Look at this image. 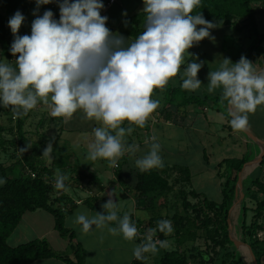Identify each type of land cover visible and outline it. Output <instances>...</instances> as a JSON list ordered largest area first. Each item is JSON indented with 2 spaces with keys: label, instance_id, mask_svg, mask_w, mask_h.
I'll return each instance as SVG.
<instances>
[{
  "label": "clouds",
  "instance_id": "9594fccd",
  "mask_svg": "<svg viewBox=\"0 0 264 264\" xmlns=\"http://www.w3.org/2000/svg\"><path fill=\"white\" fill-rule=\"evenodd\" d=\"M52 3L59 8V19L51 10L39 14L41 6ZM200 3L143 0L144 30L127 44V38L106 26L108 17L101 15L103 0H35L30 34H18L26 19L19 10L8 21L14 37L9 51L15 57V67L0 57V107L11 108L14 116L26 115L38 102L50 107L52 117H70L83 110L88 119L102 124L93 130L95 141L89 145L88 159H107L115 166L125 152L139 150L138 145L125 147L123 137L133 129L122 127L123 122L145 126L159 107V100L152 99L153 91L181 72L185 54L191 55L188 50L209 38L210 30L217 26L202 13L192 14ZM196 59L183 68L182 89L195 91L202 85L197 74L204 64ZM207 79L209 93L222 89L231 128L246 130L248 114L264 104V71H256L244 56L235 63L225 58ZM51 147L49 144L43 154H49ZM159 151L160 145L153 143L148 154L135 161L136 167L142 172L162 167ZM66 180L58 174L54 187L64 190ZM5 183L0 177V186ZM102 208L103 213L92 217L77 215L75 223L82 226L83 233L118 221L117 227L108 229L110 233L119 232L129 241L137 237V226L130 217L118 216L117 202L109 198ZM157 223L161 231H172L171 221ZM144 239L133 249L136 259L157 250L151 235Z\"/></svg>",
  "mask_w": 264,
  "mask_h": 264
},
{
  "label": "rangeland",
  "instance_id": "374dc122",
  "mask_svg": "<svg viewBox=\"0 0 264 264\" xmlns=\"http://www.w3.org/2000/svg\"><path fill=\"white\" fill-rule=\"evenodd\" d=\"M8 1L9 0H0V15L6 18L7 23L10 19V15L7 13V8L5 7V5L8 4ZM137 2V0H122L123 13H126V15L128 14L127 17L132 15L135 16L144 12V4L142 3L137 6ZM41 7L42 8H39V10H42L47 6L44 5V7ZM30 8L27 16L24 13V16L27 18L25 19V24L21 26L18 33L21 36L24 35L25 28H29L27 34H30L31 31V23L35 18L33 16V11L36 9V5L35 7L32 6ZM251 8L254 9L255 12V20L259 34L263 37L260 49L258 47V42L256 43L254 40L255 36L250 37L248 30L244 29L240 32L235 29L240 28L243 23L234 21L235 27L231 25L228 28L215 27L211 29V35L209 38H205L197 44H194L193 47L188 50L191 55H188L187 53L185 54V65L190 60L194 61L195 58H198L196 59V62H203L204 64L197 74V78L202 83L200 89L195 90L197 93L201 95L209 94L211 96L222 94V89L220 88L211 93L207 91L209 82L207 77L210 71L218 70L220 63L225 58L230 59L235 63L239 61L241 56H244L254 64L256 71H264V0H252ZM47 10H49V7H47ZM24 11H26V9ZM131 11L136 13L130 15ZM11 12L13 11L11 10ZM117 33L123 35L122 29ZM124 37L127 38V44L134 41L132 38ZM0 57H2L1 52ZM9 63L15 67V61H9ZM185 65H182L181 67V77ZM167 84L176 86L179 84V79L173 77ZM156 90L157 89L154 90L155 93H157ZM163 91L164 89L161 91V94H163ZM160 97L162 96L159 95L158 98ZM152 99H154V97H152ZM209 105L213 106L212 104ZM161 108V105H159L156 110ZM219 108H221V106H219ZM8 109L9 108L0 107V126L4 125V128H7V130L5 129L0 133L1 141H5L6 144L5 149L0 152V163L5 166L7 175L10 178H13L21 172L23 165L19 163L17 159V146L11 144L17 139V133L14 127L16 124V116L10 111L12 115L9 119V116L5 115V112H3ZM217 110V108L214 109L209 107V109H206V111L203 112V110L196 107H189L188 114L185 118L182 119L180 116L174 115L170 122H166L159 113L154 111L143 128H135L133 127V124H129L128 127H132L133 131L138 129L140 132H143L144 135H146V133L148 134V132L152 133L144 140L143 144L151 141H154L153 143H158L160 145L159 155L163 163H166L169 166L172 164L187 166L190 171V182H185L183 180L184 176L177 170L169 172L167 180L171 186V190L163 195H159L154 209L153 207L150 209H144L148 206L150 199H140L139 201L133 193L126 191L125 187H121L119 180L116 178L119 170L127 173L126 170L128 168H133L132 166L135 165L136 161L135 157L139 159L140 155L148 154L153 143H150L146 147L135 151L132 155L127 156L129 164L132 165L128 168L127 165L122 163L124 162V160L121 159L122 156L117 158L115 166H112L107 159H97L92 161L88 159L89 145L94 143L95 137L93 130L97 127H101V122L94 119H88L83 110L76 111L70 117H52L50 114V107L43 102H38L37 106L32 110H29L26 115H21L25 118L22 131L25 132L24 137L27 139V148H29L30 151L35 149V156L40 159L42 162L41 164H43L44 167L49 168L54 183L58 174L67 177L64 190H57L53 187V198L57 197L58 193H61L64 197L66 196L75 202V200L78 199L81 201L87 197L94 196L97 199L95 205L99 208V212L105 211L102 208V205L111 198L114 202H117V213L119 217L122 218L124 215H128L129 217L133 216L130 217V219L136 218L146 224V221L150 218L161 217L164 220L171 221L168 218L171 214L183 216L184 211L182 210L181 205L182 198L179 196L181 192H185V194L192 191L202 192L209 199L219 201L223 180L216 178V170L213 168V165L220 162L223 158H240L241 156L247 158L248 162L240 172L244 187L248 186L250 181L256 177L264 176V156L260 162V166V163H251L258 160L264 150V145L261 144L264 143V104L258 106L254 113L248 114L249 125L245 130L251 134L257 142L246 135L244 130L229 132L227 127L230 126V124L229 121L225 119V113L226 110L228 113V107L226 110H221V112H218ZM195 120L197 122L193 127L192 123ZM198 123L200 124L197 125ZM9 127L12 128L13 131H10L8 129ZM133 131L131 134L126 133L123 137V142L126 148L130 137H134ZM153 137H155V140H153ZM42 138L46 139L47 143H42ZM134 140L136 141V138ZM49 144L52 146L50 153L44 155L43 153ZM204 153L208 158V164L203 162ZM123 156H126V152ZM60 157L61 160L64 161V165H61ZM141 157L144 156L142 155ZM72 169H76L78 174H73ZM91 175L97 177L101 184L102 191L97 190L98 186L93 185L90 181ZM129 184L130 182L126 185ZM260 198V196H255L252 199L248 196L244 201L245 206L252 211L255 206V201ZM80 201L78 202L81 203ZM200 201L201 199L196 200L191 195H187V202L191 206L197 205ZM246 212L245 221L248 224L252 213L250 211ZM81 213H85L89 217H92L95 216L97 212L90 210L88 206L83 203L72 209L70 214H65L64 226L67 227L71 224L74 225V237L76 236L83 239V244L91 250H93L92 247L95 246L96 239L100 240L98 241L99 244L113 240L109 236L111 234H107L109 233L108 229L110 227H117L118 221L117 224L116 222L109 223L107 227L96 228L93 226L92 230L88 233H83L81 231L82 226L75 223L77 215ZM229 220L231 223L230 237L243 243L240 236L241 230L239 229L243 217L242 213H240L239 204H235L229 212ZM260 221L264 226V219ZM23 222L25 230H27V228L31 230V227H33L32 230L35 233L46 231L47 228L52 230L54 224L51 215L42 211L36 212L35 214H27V217ZM144 224L140 227L144 228ZM91 231L94 235L93 237H91ZM156 232L157 227L155 226L151 236L156 244H161ZM172 233L173 230L170 232L168 231L166 236L172 237ZM100 235L102 237H100ZM54 237L58 239V234L56 232L53 233L52 238ZM12 238L13 237L11 236L9 243L17 244ZM256 239L260 241L264 240V230L257 233ZM122 242L126 243L124 240ZM163 243V247L157 245L160 246V253L176 249L172 238L167 239ZM52 247L55 248L54 245L51 244V248ZM191 247L196 248V250L207 252L206 254L211 258L212 262L207 256H204V264H253L248 248L242 245L236 247L234 244H231L229 247L227 246L226 249L213 248L210 242H204V235H201L199 240L187 245L188 249ZM215 253H217V255H215ZM226 253H232L233 258L226 257ZM193 254L195 255L196 252ZM66 255L70 254L67 253ZM87 257L92 258V252H90ZM161 257V254L156 256L153 255V259L150 260L151 264H157ZM259 264H264V255L261 256Z\"/></svg>",
  "mask_w": 264,
  "mask_h": 264
},
{
  "label": "trees",
  "instance_id": "16d2710c",
  "mask_svg": "<svg viewBox=\"0 0 264 264\" xmlns=\"http://www.w3.org/2000/svg\"><path fill=\"white\" fill-rule=\"evenodd\" d=\"M32 1L33 0H9L8 4L5 5L7 13L10 14L11 10L14 13L19 10L23 14V11L25 9L27 10ZM251 3L252 0H201V3L193 9L192 14L196 15L202 13L203 17L207 21L216 24V27L228 28L231 25L235 27L234 21L243 23L240 28L235 29L240 32L244 29L248 30L250 37L255 36L254 40L256 43L258 42V47L260 49L263 37L259 34L255 20V12L254 9L251 8ZM145 22V12L125 18L122 25L123 35L135 40L138 35L142 33V30H144ZM13 39L14 37L8 27L6 18L0 15V52L2 57H5L11 62L15 61V57H13L9 51ZM189 62L193 61L190 60ZM176 77L179 79V84L176 86L167 84L163 88H158L156 90L157 93L154 91L152 95L154 99L159 100V105L162 107L161 109L155 110V112L159 113L166 122H170L174 115H178L182 119L185 118L188 114L189 107H196L203 110V112L209 109V107L214 109L217 108L218 112L227 109V101L222 98V94L215 96L209 94L201 95L197 93V91L182 89V77L180 73H178ZM163 89V94H161ZM158 94L162 97L158 98ZM219 106H221V108H219ZM10 111L11 108L3 111L5 115L9 116V119L12 115ZM225 119L228 121L231 119L227 110ZM24 122L25 118L23 116H16V124L14 127L17 133V139L11 143L17 146V159L18 162L23 165L21 172H19L16 177L10 178L6 173L5 166L0 163V177L6 180V183L0 186V264H31L38 260L53 257L59 258L67 264H83V250L78 244L72 243L75 240L73 231L64 226L65 214L71 213L72 209L77 207V201H75V203L72 199L66 196L64 197L61 193H58L57 197H52L54 187L53 176L49 168L44 167L40 159L35 156V149L30 151L29 148H27V139L24 137L25 132L22 131ZM196 122L195 120L192 123L193 127ZM123 123L122 127L127 129L129 122L124 121ZM199 124L200 123L197 125ZM133 127L136 128L137 126L133 124ZM5 129L7 130V128H4V125H1L0 133ZM8 129L13 131L10 127ZM227 129L229 132L236 131L233 130L231 126H228ZM112 134H115V132L112 131ZM151 134L152 133L148 132V134L146 133V135H144L143 132L135 129L133 131L134 137H130L127 147L131 145H138L139 149L146 147L148 144L154 142L151 141L143 144L144 140ZM135 138L138 143L134 140ZM41 141H43L42 143H47V140L44 138H42ZM5 146V141H1L0 139V152L5 149ZM133 153L134 152H128L126 156H122L121 158L124 160L122 163L127 165V168L132 166L129 164L127 156ZM142 155L145 156L146 154ZM142 155H140L139 159L142 158ZM59 159L61 165H64V161L61 160V157ZM135 159L137 160V157H135ZM203 162L208 164V158L205 153L203 154ZM247 162V158L241 156L240 158H223L220 162L213 165V168L216 170V178L223 180L219 201L209 199L202 192L192 191L188 194L196 200L201 199V201L197 203V205L191 206L187 202L188 194L181 192L179 196L182 198L181 205L184 211L183 216L169 214L170 217H168L172 222V237L166 236L168 232L167 229L161 231L158 228L157 222L164 220L161 217L150 218L146 221V224L141 220H131L137 227L144 224L143 234L145 235H151L153 228L156 226V234L161 242H165L169 238L174 240L176 249L163 251L162 257L157 264H204V256L208 257L206 251L196 250V248L193 247L187 248V245L199 240L201 235H204V242H210L213 248L226 249L227 246L229 247V245L232 244L227 221L233 203L239 198V196L235 198L238 174L242 171ZM260 165L261 163L259 166ZM132 167V169L128 168L126 170L127 173L119 170L116 178L119 180L120 186L125 187L126 191L133 193L139 201L140 199H150L148 206L144 209H150L151 207L154 209L159 195H163L171 190V186L167 180L170 171H179L184 176L183 180L185 182H190L191 180L189 168L178 164L169 166L163 163L162 167L144 172L140 171L136 165ZM72 171L73 174H78L76 169H72ZM90 181L93 185L98 186L97 190L102 191L101 184L96 176L91 175ZM128 182H130V184L126 185ZM241 184L242 193L244 195L239 203L240 213H242L243 217L239 225V229L241 230V241L249 247L257 264H259L261 256L264 255V240L260 241L256 239V235L259 231L264 230V226L260 221L264 219V176H258L251 180L246 187L243 186V181ZM248 196L252 199L255 196L261 197L255 201V206L252 211L247 208L244 203ZM96 201L97 199L94 196L87 197L81 201V204L84 203L90 210L99 212V208L95 205ZM37 211H45L53 217L54 230L60 237H67L71 242L74 260L69 259L65 254H56L45 239H33L17 246H12L8 243L9 237L20 224L23 216ZM246 211L252 213L248 224L245 221ZM136 240L140 244L145 242V239H140L138 236ZM195 252L196 254L194 255L193 253ZM148 255L149 252L143 253L142 258H135L132 264H145V259ZM215 255H217V253H215ZM225 256L233 258L232 253H226ZM209 260L212 262L211 258H209ZM233 262L235 263L234 260ZM242 262L244 263L243 260Z\"/></svg>",
  "mask_w": 264,
  "mask_h": 264
},
{
  "label": "crops",
  "instance_id": "0c3cea01",
  "mask_svg": "<svg viewBox=\"0 0 264 264\" xmlns=\"http://www.w3.org/2000/svg\"><path fill=\"white\" fill-rule=\"evenodd\" d=\"M108 1L109 0H103L105 8L101 12V15L108 17V21H107L106 26L113 33L114 32L117 33L119 30L122 29L123 20L125 18H127L128 14L125 15L123 13L122 0H115V2L113 4H109ZM137 1H138L137 4H136L137 6H139V5H141L143 3V0H137ZM30 5H29V7L27 8L26 11H23V15L25 13L26 16H27V14L29 13V10L31 9L30 7H32V6L35 7V5H36L35 4V0H33ZM46 6L49 7V10H51L54 13L55 18L59 19V8H58L57 4L56 3H52V4H48ZM43 7H44V5H43ZM47 7H44L45 9L43 8L42 10H38L39 14L42 15L43 11L47 10ZM40 8H42V7H40ZM134 13H136V12L131 11L130 15H132ZM14 14H15L14 12H11L9 14L10 15L9 18H11ZM24 24H25V22L22 24V26ZM28 31H29V28L28 29L25 28L24 35L27 34ZM127 153L128 152H126V154ZM75 201H77V203L75 202L77 204V206L81 205V203L78 202V201H80L79 199L75 200ZM37 212H39V211H37ZM42 212H45V211H42ZM35 213H32V214H35ZM26 217H27V214H25L23 216L22 221L20 222V224L17 226V228L14 230V232L11 235L13 237L12 239H14L15 243H17V244H10L9 243V239L11 237L10 236L9 239H8V243L10 245L17 246L19 244L26 243V242L31 241L33 239H45V240L48 241L50 246H51V244L54 245L55 248L52 247V250L53 251L55 250L54 252L56 254H61V255L65 254L66 255L68 253L70 255H66V256H68L69 259L74 260L73 251L71 249V242L68 240L67 237H60V235L54 230V224H53L52 230L47 228L46 231H40L39 233H35L32 230L33 227H31V230L29 228H27V230H25V228L23 226V223H24L23 220ZM136 220H138V219L134 218L133 221H136ZM116 224H117V222H116ZM69 226H71V227H69ZM140 226L137 227L138 233H141L143 238H146L148 235L143 234V228H141ZM65 228L74 231V229H73L74 225L73 224L68 225ZM54 232H56L58 234V239L56 237L52 238ZM90 233H91V237H93L94 235L92 234V231ZM107 234H111L109 236L113 240L105 241V242L99 244L98 241H100V240L96 239L95 240V246L92 247L93 250L89 249L87 246H85L83 244L84 243L83 239L78 238L76 236L74 237L75 240L72 243L78 244L80 246V248H82V250L84 251L83 264H132L134 259H135V257L133 256V249L137 245H140V243L136 240V238L134 240H132V241H129V240L124 239L122 234H119V233L114 235V234L109 232ZM100 237H102V236L100 235ZM94 238H96V237H94ZM49 240H50V242H49ZM123 240L126 243H123L122 242ZM141 241H143V240H141ZM157 245H161V244L159 243V244H156V246ZM159 247L160 246H157V250H156L155 253L149 252L148 257H146V259H145V264H151L150 260L153 259V255H155V256L158 255V254L162 255V253L159 252L160 251ZM90 252H92V255H93L92 258L91 257H87V255L90 254ZM31 264H67V263L63 262L59 258L53 257V258H47V259L38 260V261H35V262L31 263Z\"/></svg>",
  "mask_w": 264,
  "mask_h": 264
},
{
  "label": "water",
  "instance_id": "95a60500",
  "mask_svg": "<svg viewBox=\"0 0 264 264\" xmlns=\"http://www.w3.org/2000/svg\"><path fill=\"white\" fill-rule=\"evenodd\" d=\"M244 133H245L246 135H248L250 138H252L254 141H256V140L251 136V134H249L247 131L244 130ZM256 142H257V141H256ZM261 144L264 145V143H261ZM263 156H264V150H263V152L261 153V155L259 156L258 160H255L254 162H251V163H256V162H257V163H260V162L262 161ZM251 163H250V164H251ZM242 170H243V169H242ZM241 182H242V177H241V174L239 173V174H238V179H237V186H236V189H235V198H237L238 196H239V198L235 201V203H233V205H232L230 211L232 210L233 206H234L235 204H239L240 201H241V200L243 199V197H244V195H243V193H242V184H241ZM230 211H229V212H230ZM227 223H228V229L230 230V229H231V223H230V220H229V219H228ZM230 240H231L232 244H234L236 247H239V246L242 245V246H245L246 248L249 249V247H248L247 245H245V244H243V243H241V242H238V241L232 239L231 237H230ZM249 252H250L251 258H252V260H253V264H257V262H256V260H255V258H254V256H253V254L251 253L250 249H249Z\"/></svg>",
  "mask_w": 264,
  "mask_h": 264
},
{
  "label": "built area",
  "instance_id": "2783aa9c",
  "mask_svg": "<svg viewBox=\"0 0 264 264\" xmlns=\"http://www.w3.org/2000/svg\"><path fill=\"white\" fill-rule=\"evenodd\" d=\"M115 2V0H109L108 3L109 4H113ZM137 236L140 238V239H144L143 236L137 232Z\"/></svg>",
  "mask_w": 264,
  "mask_h": 264
}]
</instances>
